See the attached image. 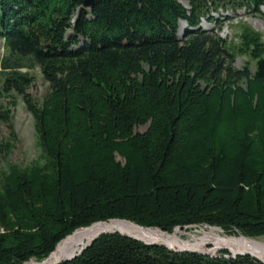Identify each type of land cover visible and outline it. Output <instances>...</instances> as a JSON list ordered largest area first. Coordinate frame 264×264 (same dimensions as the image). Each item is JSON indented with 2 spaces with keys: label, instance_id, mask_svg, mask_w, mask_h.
<instances>
[{
  "label": "trees",
  "instance_id": "obj_1",
  "mask_svg": "<svg viewBox=\"0 0 264 264\" xmlns=\"http://www.w3.org/2000/svg\"><path fill=\"white\" fill-rule=\"evenodd\" d=\"M186 1L0 0L3 92L23 97L48 158L0 179V264L42 262L112 220L264 237V39L243 26L229 46L201 27L264 0ZM35 68L51 89L42 105ZM60 264L263 263L109 233Z\"/></svg>",
  "mask_w": 264,
  "mask_h": 264
},
{
  "label": "rangeland",
  "instance_id": "obj_2",
  "mask_svg": "<svg viewBox=\"0 0 264 264\" xmlns=\"http://www.w3.org/2000/svg\"><path fill=\"white\" fill-rule=\"evenodd\" d=\"M188 6L189 5L185 7L189 8ZM212 15V22H208L205 19L202 21V29L207 31L210 35L219 36L222 40L227 42L229 46H234L239 43L237 36L243 26L251 27L260 33L264 39V7L261 8L260 13H256L254 10L248 8H221L218 12H213ZM253 24L256 25L259 30H256ZM186 28L187 25L186 27L183 23L180 25L178 33L179 38L182 39L184 37ZM7 55L8 52L4 47V43L0 40V63ZM248 61L247 57L238 56L234 60V67L236 69H242ZM252 66L253 64H251L250 67ZM29 73L34 77V82L28 89V92L32 95L36 103L42 105L51 91L50 85L44 79L39 68L32 69ZM4 81L5 77L2 72H0V148L2 149V154L0 156V179L8 175L12 169L25 170L32 166L40 165L45 167L48 165V158L38 144L39 140L32 114L27 110L26 103L22 96H19L15 92L9 94L3 92ZM147 129L148 125L139 127L136 131L143 133ZM118 160L122 161L121 157H118ZM205 229L206 226L182 231L193 233L201 238L209 232L207 229L206 232ZM219 231L222 235L228 236L223 231ZM188 238L190 239V237L185 236L184 239L188 240ZM252 240L264 244V237ZM205 248L210 250L212 249V245L206 244ZM224 250L227 249L204 253L216 254Z\"/></svg>",
  "mask_w": 264,
  "mask_h": 264
},
{
  "label": "bare ground",
  "instance_id": "obj_3",
  "mask_svg": "<svg viewBox=\"0 0 264 264\" xmlns=\"http://www.w3.org/2000/svg\"><path fill=\"white\" fill-rule=\"evenodd\" d=\"M177 1L182 3L184 6L188 5V2L186 3V0ZM253 27L256 30H259L254 24ZM206 229L209 231L208 234L204 235L201 238L193 233L182 231L180 229H178L175 233L171 234L170 236H167L154 229H141L122 221H111L110 223L96 224L94 227H90L89 229L87 228L85 230L78 231L72 237H70L61 244L60 251L64 254L78 253L98 234L108 230H116L124 234L140 238L145 241L162 243L168 246L169 248L175 250L191 249L203 252H215L227 249L233 255L246 252L251 254L252 256L264 260L263 243L245 238L243 236L242 238H232V236H224L220 233V229L218 228L206 227ZM185 236L190 237V239L188 238V240H185ZM206 244L212 245V249H206ZM40 263L41 262L31 261L27 264Z\"/></svg>",
  "mask_w": 264,
  "mask_h": 264
},
{
  "label": "water",
  "instance_id": "obj_4",
  "mask_svg": "<svg viewBox=\"0 0 264 264\" xmlns=\"http://www.w3.org/2000/svg\"><path fill=\"white\" fill-rule=\"evenodd\" d=\"M178 2H179V1H178ZM90 4H91L90 2L87 3V5H90ZM112 221H122V222L128 223V224H130V225H132V226H134V227H137V228H141V229L144 228V227H142V226H140V225H138V224H136V223H133V222H131V221H126V220H112ZM101 223H103V222L95 223V224H93L92 226H94V225H96V224H101ZM92 226H90V227H92ZM192 227H193V226H192ZM192 227H186V229H187V228H192ZM87 228H89V227H87ZM214 228H218V227H214ZM82 229H86V228H82ZM82 229L76 230L72 235L68 236L64 241H66L67 239H69V238L72 237L75 233H77L78 231H80V230H82ZM146 229H153V228H146ZM177 229H181V228H179V227L176 228V229L174 230V232H175ZM218 229H220V228H218ZM154 230H157V231H159V232H161V233H163V234H165V235H167V236H170V235H171V234H169L168 232H165V231H163V230H161V229H154ZM222 231H223V230H222ZM174 232H173V233H174ZM109 233H120V234L125 235V236H127V237H129V238H134V239H136V240L142 241V242H144V243H146V244H148V245H164V244H162V243H158V242H149V241H145V240H142V239H140V238H137V237H134V236H131V235H128V234H124V233H122V232H120V231H116V230H108V231H104V232L98 234L97 236H95V237L91 240V242H89L88 244H86V245L80 250V252L75 253V254H64V253H61V251H60V250H61V244L64 242V241H62V242L56 247L55 251H54V252H53V253H52L47 259H45L44 261H42L40 264H60V263H65V262H67V261H70V260L76 258L79 254H81V252H82L84 249H86V248H87V247H88L93 241H95V239H97L100 235H106V234H109ZM165 246H166V245H165ZM166 247H168V246H166ZM168 248H169V247H168ZM169 249H171V248H169ZM171 250H174V251H177V252H200V253H202V254H209V253H204V252H201V251H198V250H191V249H180V250L171 249ZM232 255H233V254H232ZM238 255H242V256L248 255V256L254 257L255 259L261 261V262L264 264V260H262V259H260V258H258V257L252 256V255L249 254V253H246V252L238 253V254H234L233 257H236V256H238Z\"/></svg>",
  "mask_w": 264,
  "mask_h": 264
}]
</instances>
